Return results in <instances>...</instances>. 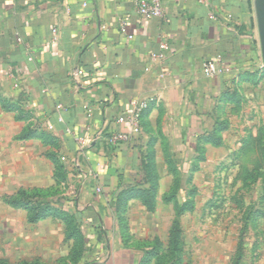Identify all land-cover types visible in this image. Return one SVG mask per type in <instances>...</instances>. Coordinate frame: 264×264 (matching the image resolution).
Here are the masks:
<instances>
[{"label": "crops", "instance_id": "1", "mask_svg": "<svg viewBox=\"0 0 264 264\" xmlns=\"http://www.w3.org/2000/svg\"><path fill=\"white\" fill-rule=\"evenodd\" d=\"M253 1L162 0L163 15L144 19L132 0H0V83L27 113L17 119V110L0 106L5 193L20 188L51 193L67 181V196L52 204L79 218L89 264H135L143 253L113 250L109 228L120 222L113 217L111 200L141 181V155L151 145L197 142L207 128V115L223 104L225 87L251 85L254 73H261ZM122 21L125 34L119 30ZM161 42L164 56L154 60L151 54ZM211 59H220L231 71L206 77L202 67ZM133 100L148 103L141 131L113 146L110 132L130 130ZM27 128L43 136L25 138ZM49 152L65 168L67 162L78 163L73 173L66 170L64 183L54 175ZM6 206L12 220L19 216L31 231L48 221L51 234L57 233L67 247L55 260L67 257L73 240L66 239L61 218L49 215L29 223L27 211ZM97 228L103 231L101 240ZM35 258L43 262L41 255L25 260Z\"/></svg>", "mask_w": 264, "mask_h": 264}, {"label": "rangeland", "instance_id": "2", "mask_svg": "<svg viewBox=\"0 0 264 264\" xmlns=\"http://www.w3.org/2000/svg\"><path fill=\"white\" fill-rule=\"evenodd\" d=\"M255 35L258 41L257 29ZM231 85L223 91H232ZM239 88L242 97L238 102L223 97L220 108L207 115L205 132L211 136L201 153L195 141L183 146L178 140H165L160 147L152 146L154 171L164 174L158 177L157 188L162 193L155 194L153 210L140 197H132L137 202L127 200L123 220L109 228L114 251L144 254L157 246V239L164 253L174 225L186 264H264V72L257 73L251 85ZM9 92L0 83V97L14 100ZM206 108L210 110L212 104L206 103ZM222 121L224 129L213 134L215 122ZM5 149L1 144L0 259L16 263L41 255L45 264H62L55 259L67 247L59 243L57 233L51 234L54 228L48 221L31 231L19 216L12 220L3 201L9 190L5 157L1 156ZM67 164L66 170L72 173L73 165H78ZM66 184L61 183L46 199L61 204L60 197L67 196ZM43 230L44 239L40 236ZM155 259L148 264H155Z\"/></svg>", "mask_w": 264, "mask_h": 264}, {"label": "trees", "instance_id": "3", "mask_svg": "<svg viewBox=\"0 0 264 264\" xmlns=\"http://www.w3.org/2000/svg\"><path fill=\"white\" fill-rule=\"evenodd\" d=\"M264 72V68L261 73ZM257 74V73H254ZM254 80V78H253ZM239 87H235L232 91L226 90L223 91L222 96L226 99H230L231 101L238 102L240 100L241 91ZM239 90V91H238ZM224 99V100H225ZM18 101H7L3 97H0V103H2V109L5 111H13L17 110V119H23L27 116L24 110L21 109V104ZM224 122H218L213 125V134L217 133L220 130L224 129ZM111 133V132H110ZM109 133V135H110ZM207 132H203L197 138V150L199 153L202 152L203 146L207 141L210 140V135H207ZM23 137H42V134H38L37 130L27 128L23 134ZM46 137H49L46 134ZM258 143V142H257ZM263 155V149H262ZM47 156L52 160L54 164L55 176L57 177V181H64L66 177V168L64 164L61 162L59 157L54 152L47 153ZM153 159V151L152 145L149 147V150L141 155V170L143 172V177L141 181L135 185L128 186L127 189L124 190L121 194L112 198V203L114 204L117 219L120 221L123 220L122 212L125 211V205L128 198L132 197H140L144 203L148 204V209H154V199L155 194H157L158 187V175L156 171H154V165L152 164ZM151 162V164H150ZM264 163V161H263ZM49 194L48 190L42 189H24L20 188L13 194H6L3 196V201L15 208L24 209L27 211V221L29 223H36L38 220L52 215L53 217H59L65 224V233L66 239H72V247L66 258L59 259L57 262L62 264H89L85 259V246H86V237L79 229L77 224L78 217L74 214H70L67 211L61 210L53 206V204L48 201L46 198ZM150 198V199H149ZM149 200V201H148ZM97 238L103 239L104 234L103 231L97 228ZM179 232L174 229V225L171 228L170 235L168 237V248L164 251H160L158 248L159 241L156 239L157 246L152 247L151 250L145 251L143 254L142 262L140 264H148L150 259L153 257L156 258L155 264H186L183 261V251L181 246V237H179ZM68 262V263H67ZM0 264H45L39 258H35L32 260H21L16 263H11L7 259H0Z\"/></svg>", "mask_w": 264, "mask_h": 264}, {"label": "built area", "instance_id": "4", "mask_svg": "<svg viewBox=\"0 0 264 264\" xmlns=\"http://www.w3.org/2000/svg\"><path fill=\"white\" fill-rule=\"evenodd\" d=\"M137 13L144 19H151L161 17L164 13V7L162 0H132ZM201 3H208V0H198ZM119 30L121 33H126V22L122 21L119 24ZM132 38L131 35H128ZM54 38V37H53ZM17 42H21V37H17ZM160 50L157 53H152L151 57L154 60H160L164 56V50L166 44L161 42L159 44ZM231 68L224 65L220 59L208 60L202 67V72L206 77L214 78L223 73H228ZM132 112L127 117L130 130L127 132L112 131L109 135V141L113 146H117L120 143L130 140L131 135L138 134L141 131V119L142 112L148 107V103L145 100H133L131 101ZM76 141L79 144H83V140L80 137H76ZM77 164V161H75Z\"/></svg>", "mask_w": 264, "mask_h": 264}, {"label": "water", "instance_id": "5", "mask_svg": "<svg viewBox=\"0 0 264 264\" xmlns=\"http://www.w3.org/2000/svg\"><path fill=\"white\" fill-rule=\"evenodd\" d=\"M253 6L260 53L264 62V0H254Z\"/></svg>", "mask_w": 264, "mask_h": 264}]
</instances>
